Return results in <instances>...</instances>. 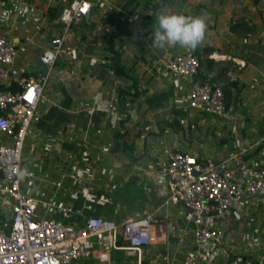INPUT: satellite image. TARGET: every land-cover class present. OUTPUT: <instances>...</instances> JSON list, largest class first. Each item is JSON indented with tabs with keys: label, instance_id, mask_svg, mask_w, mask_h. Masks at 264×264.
I'll use <instances>...</instances> for the list:
<instances>
[{
	"label": "crops",
	"instance_id": "obj_1",
	"mask_svg": "<svg viewBox=\"0 0 264 264\" xmlns=\"http://www.w3.org/2000/svg\"><path fill=\"white\" fill-rule=\"evenodd\" d=\"M50 1L0 0V36L18 49L21 77L41 83L28 69L55 48L53 39L77 54L75 60L58 55L23 142L21 171L28 176L22 190L37 202L36 217H57L61 204L73 228L90 216L121 223L153 213L165 220L152 229L158 242L144 247L139 259L112 255L110 264H181L188 252L206 250L215 253L213 264H263L264 194L242 193L248 205L230 200L222 215L205 216L202 225L220 231L223 240L198 244L185 208L162 206L168 179L160 169L166 148L221 162L238 145L243 162L264 166V0H176L180 10L169 9L206 17L205 41L194 50L198 78L228 92L234 107L231 118L218 121L188 109V83L165 73V62L182 48H153L151 30L130 39L134 25L150 19L154 0H90L91 12L64 36L46 14ZM121 93L126 113L119 110ZM11 217L0 203V225L8 226Z\"/></svg>",
	"mask_w": 264,
	"mask_h": 264
},
{
	"label": "built area",
	"instance_id": "obj_2",
	"mask_svg": "<svg viewBox=\"0 0 264 264\" xmlns=\"http://www.w3.org/2000/svg\"><path fill=\"white\" fill-rule=\"evenodd\" d=\"M56 4L63 36L92 9L90 0H58ZM17 54L11 40L0 36V82L5 85L0 91V135L12 138L10 143L0 140V203L12 212L9 225H0V264H72L81 260L110 264L115 251L139 259L144 247L158 242L153 227L165 222L153 213L121 223L90 216L78 228L66 225L69 209L61 204L56 207L57 217H36L37 202L22 190L28 175L21 171V162L23 142L37 103L43 98V87L34 79L20 76L15 67ZM61 54L77 58L70 47L57 46L44 50L39 59L51 70ZM164 68L167 75L188 83V109L223 119L233 116L234 107L226 103L223 89L198 78L200 58L194 51L183 49L168 59ZM12 84L17 90L8 89ZM244 153L238 145L228 159L214 162L164 149L166 163L160 170L168 179V196L162 206L181 204L185 208V219L197 226L196 243L223 240L220 231L202 225L205 216L222 215L229 209L230 200L238 207L248 205L242 193L264 194V166L256 161L243 162ZM215 260L213 251L188 252L181 264H213Z\"/></svg>",
	"mask_w": 264,
	"mask_h": 264
},
{
	"label": "clouds",
	"instance_id": "obj_3",
	"mask_svg": "<svg viewBox=\"0 0 264 264\" xmlns=\"http://www.w3.org/2000/svg\"><path fill=\"white\" fill-rule=\"evenodd\" d=\"M160 10L155 14L153 28L148 36L152 47L159 50L180 47L194 51L206 38L205 16H187L169 11L167 0H158Z\"/></svg>",
	"mask_w": 264,
	"mask_h": 264
},
{
	"label": "water",
	"instance_id": "obj_4",
	"mask_svg": "<svg viewBox=\"0 0 264 264\" xmlns=\"http://www.w3.org/2000/svg\"><path fill=\"white\" fill-rule=\"evenodd\" d=\"M157 3L158 0H154L148 5V16L150 17V19H141L134 25L132 37H130L132 41L141 40L143 33H148L150 30H152L155 21V14L160 10V5ZM167 4L169 6V9L180 10V6L176 3V0H167ZM52 41L54 42V46L57 47L59 42L58 39H53ZM28 71H35L40 74L41 85H43L44 82H48L49 80L50 70L46 65L41 62L40 59H37L35 65L29 68ZM6 112H9V109H7Z\"/></svg>",
	"mask_w": 264,
	"mask_h": 264
},
{
	"label": "trees",
	"instance_id": "obj_5",
	"mask_svg": "<svg viewBox=\"0 0 264 264\" xmlns=\"http://www.w3.org/2000/svg\"><path fill=\"white\" fill-rule=\"evenodd\" d=\"M69 1V0H68ZM57 0H51L49 2V4L47 5V8H46V14L48 16V18L50 20H54V19H57V16H58V13H59V6H57ZM195 52V51H194ZM195 54L199 57V55L197 54V52H195ZM24 75L26 76V73H24ZM231 85H234L235 83H230ZM8 89H10L11 91H15L17 90V86L16 84H12V86H10ZM228 92H226V95H227ZM225 95V97H226ZM121 105L119 107V110L121 112H124L125 111V105H124V101H123V93H121ZM127 111H125L126 113ZM261 238H262V243H264V234L261 235ZM263 264H264V260H263Z\"/></svg>",
	"mask_w": 264,
	"mask_h": 264
},
{
	"label": "rangeland",
	"instance_id": "obj_6",
	"mask_svg": "<svg viewBox=\"0 0 264 264\" xmlns=\"http://www.w3.org/2000/svg\"><path fill=\"white\" fill-rule=\"evenodd\" d=\"M225 101H226V103H227L226 98H225ZM250 106H251V107H254V106L251 105V104H250ZM245 108H246V107L243 108V111L245 110L247 113L250 112V111L252 110V109H250V111H247V109H245ZM204 113H206V112H204ZM251 113H252V112H250V114H251ZM207 115H208V116H211L212 119L215 120V121H218V120H222V119H223V118H217V117H215V116H213V115H211V114H209V113H207ZM117 255H120V256H122V257H125L124 254L121 253V252H115V253H113V257H115V256H117ZM124 259L127 260L126 258H124ZM124 259H123V260H124ZM72 264H80V261H79V262H73Z\"/></svg>",
	"mask_w": 264,
	"mask_h": 264
}]
</instances>
